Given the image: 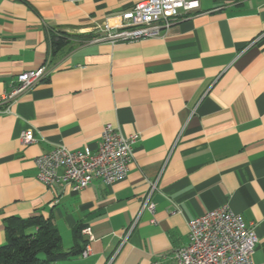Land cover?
I'll list each match as a JSON object with an SVG mask.
<instances>
[{
    "label": "crops",
    "instance_id": "0c3cea01",
    "mask_svg": "<svg viewBox=\"0 0 264 264\" xmlns=\"http://www.w3.org/2000/svg\"><path fill=\"white\" fill-rule=\"evenodd\" d=\"M137 1L0 0V95L19 73L47 71L0 112V244L4 218L41 214L63 250L77 228L90 248L53 264H177L188 221L227 205L264 262V0H198L151 38L95 29ZM50 32L68 37L56 52ZM107 123L139 134L125 177L80 189L37 179L38 155L94 151ZM27 129L35 141L23 144ZM151 182L153 211L141 209Z\"/></svg>",
    "mask_w": 264,
    "mask_h": 264
},
{
    "label": "built area",
    "instance_id": "2783aa9c",
    "mask_svg": "<svg viewBox=\"0 0 264 264\" xmlns=\"http://www.w3.org/2000/svg\"><path fill=\"white\" fill-rule=\"evenodd\" d=\"M198 4V0H140L117 14L116 23L106 19L95 29L112 42L156 37ZM46 72L41 66L19 73L11 89L0 95V112H9L15 98L39 82ZM138 138L137 132L125 136L117 127L107 123L94 151L88 146L73 151L58 144L38 155L35 158L36 177L45 185L59 183L73 189L83 188L93 179L113 183L126 176L133 157V144ZM20 140L23 144L35 141L32 130L23 131ZM154 187L155 182H151L141 209L153 211L154 204L149 198ZM187 225L188 242L174 251L177 264H264L252 259L257 242L254 229L247 227L242 217L227 205L209 209L191 218ZM82 232L91 239L89 228ZM89 250L86 243L82 256H86Z\"/></svg>",
    "mask_w": 264,
    "mask_h": 264
},
{
    "label": "trees",
    "instance_id": "16d2710c",
    "mask_svg": "<svg viewBox=\"0 0 264 264\" xmlns=\"http://www.w3.org/2000/svg\"><path fill=\"white\" fill-rule=\"evenodd\" d=\"M49 42L51 52H56L67 44L68 37L50 32ZM3 222L6 240L0 244V264H53L83 249L78 244L80 228L74 234L73 246L65 251L56 227L41 214L28 218L9 216Z\"/></svg>",
    "mask_w": 264,
    "mask_h": 264
}]
</instances>
